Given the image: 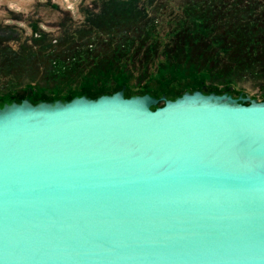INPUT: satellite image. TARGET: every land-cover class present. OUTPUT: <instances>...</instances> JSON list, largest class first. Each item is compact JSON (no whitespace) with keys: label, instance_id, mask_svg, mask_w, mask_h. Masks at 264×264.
Returning <instances> with one entry per match:
<instances>
[{"label":"water","instance_id":"1","mask_svg":"<svg viewBox=\"0 0 264 264\" xmlns=\"http://www.w3.org/2000/svg\"><path fill=\"white\" fill-rule=\"evenodd\" d=\"M123 87L1 103L0 264H264V99Z\"/></svg>","mask_w":264,"mask_h":264},{"label":"rangeland","instance_id":"2","mask_svg":"<svg viewBox=\"0 0 264 264\" xmlns=\"http://www.w3.org/2000/svg\"><path fill=\"white\" fill-rule=\"evenodd\" d=\"M120 84L264 99V0H0V105Z\"/></svg>","mask_w":264,"mask_h":264},{"label":"trees","instance_id":"3","mask_svg":"<svg viewBox=\"0 0 264 264\" xmlns=\"http://www.w3.org/2000/svg\"><path fill=\"white\" fill-rule=\"evenodd\" d=\"M122 86V84H120L119 86H118V88L117 89H119L120 87ZM117 89H115V90H117ZM187 89H189V88H187ZM192 89H194V88H190L189 90H192ZM115 90H112V91H110V90H107V89H102V90H100V91H98L97 93H89V92H83V91H79V92H74V93H72V94H70V95H68V96H66V97H68L67 99H69L70 97H72V96H74V95H79V94H86V95H88V96H90V97H95V96H97V95H99V94H101V93H110V92H113V91H115ZM184 90H186V88H184L181 92H178V93H175L173 96H172V98L173 97H175V96H177V95H179V94H181ZM109 91V92H108ZM144 92H146V91H143V92H141V93H144ZM123 93H124V95H131V92L129 93L125 88H123ZM150 94V93H149ZM161 94H164L166 97H168V98H170L169 97V95L167 94V93H164V92H161L160 93V95ZM152 95V94H151ZM155 96V95H154ZM159 96V95H158ZM21 98H23V97H20V99ZM30 98V97H29ZM31 99V98H30ZM12 100V99H11ZM32 101H33V99H31ZM2 103V102H1ZM161 103H162V101H161ZM160 103V104H161ZM160 104H158V102L155 104V105H152L151 107H154V106H156V105H160Z\"/></svg>","mask_w":264,"mask_h":264},{"label":"flooded vegetation","instance_id":"4","mask_svg":"<svg viewBox=\"0 0 264 264\" xmlns=\"http://www.w3.org/2000/svg\"><path fill=\"white\" fill-rule=\"evenodd\" d=\"M123 86V85H122ZM124 88V87H123ZM28 98H29V96H28ZM30 98H32V97H30Z\"/></svg>","mask_w":264,"mask_h":264}]
</instances>
